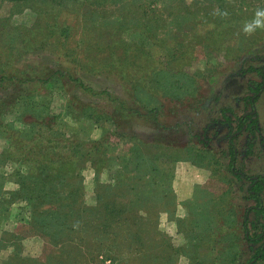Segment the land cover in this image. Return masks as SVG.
<instances>
[{"label": "rangeland", "instance_id": "rangeland-1", "mask_svg": "<svg viewBox=\"0 0 264 264\" xmlns=\"http://www.w3.org/2000/svg\"><path fill=\"white\" fill-rule=\"evenodd\" d=\"M258 11H264V0H0V25L22 30L30 46L33 35L44 40L41 48L22 46L29 51L22 52V61L63 62L98 89L121 94L119 67L169 54L172 73L164 85L170 91L159 95L180 124L178 131L163 133L134 123L129 130L138 138L115 139L112 153L80 161L70 182L72 174H51L49 167L21 182L27 168L5 154L9 138L0 132V264H264L249 263L259 243L247 240L243 219L255 201L248 196L249 182L230 171L227 156L239 118L253 111L247 123L255 120L252 127L235 139L237 166L249 176H264V92L255 108L247 98L253 95L249 82L261 81L257 68L264 67V27L245 32ZM53 26L59 33L67 28V36L51 37ZM22 34L12 33L17 45ZM8 36L0 32V63L8 55ZM186 73L199 79L187 87ZM36 84L24 89L37 87L40 96H49L50 88ZM179 85V91L188 90L176 100ZM51 96L48 106L40 103L44 113L21 105L2 119L23 130L37 119L49 122L50 114L64 111L61 95ZM101 132L96 127L92 135ZM161 133L166 142H160ZM53 186L64 199L51 203ZM61 188L79 192L76 202L68 203ZM18 194L35 199L29 203ZM116 218L109 228L108 220ZM249 226L264 234V214L251 211Z\"/></svg>", "mask_w": 264, "mask_h": 264}, {"label": "trees", "instance_id": "trees-1", "mask_svg": "<svg viewBox=\"0 0 264 264\" xmlns=\"http://www.w3.org/2000/svg\"><path fill=\"white\" fill-rule=\"evenodd\" d=\"M155 27L157 28V25ZM155 27L150 28V30L156 29ZM66 30L67 28H62L59 33V30H55L53 26L48 33L53 38L57 34L59 37H66ZM21 31L19 28L5 23L0 25V32L9 35L7 38L8 55L0 63V132L1 135L9 138V144L4 151L5 154L17 159L27 168L26 172H28V175L24 174L26 177L22 175L21 182L27 180V177L29 178L30 175H35L40 168L47 169L49 167L51 174L67 173V175H70L74 173V169L80 161H93L98 154L99 159H102L104 155H108L116 149L117 141L115 139L121 140V137H123L132 141L138 138L137 134L129 130L131 128L129 126H132L134 123L160 129L162 132L163 130L178 131L177 128L180 126L179 121L173 122L171 120V115L166 112L167 108L163 109L160 101L161 91H164V93L170 91L164 85V78H167L168 74L172 73L167 63L171 62L174 58L170 59L169 54H162L160 60H145L137 63L129 62L119 67L118 75L119 81L123 85V91L121 94H117L108 89H98L87 84L77 70L63 62L57 64V66H51L46 63L36 64L31 58L28 59L29 62L22 61L21 59L24 57L22 52H25V55L29 52L24 50L23 47L30 48L33 46L41 48L44 45V40L40 41L38 35H33L30 46V44H25L27 38ZM12 33L22 34L20 45L16 44L17 41L14 40ZM51 37L50 39L53 40ZM188 55L187 53L178 57V62H175L176 65H181V60H185ZM164 57L169 59L167 60L168 62L162 60ZM171 64H174V62ZM257 69L262 76V80L256 82L250 81L248 84V88L252 91L253 95L247 98L253 105V108H255L254 106L259 99L260 93L264 91V67L262 66ZM154 71H157V73L154 74ZM208 73L206 72V75ZM183 76L186 77L187 87L189 81L192 83L199 79V74L197 73L192 75L186 73ZM32 83H37L36 85L43 84L50 88L53 96L56 93L61 95L64 99V111L62 115L63 117H69V120L64 121L62 115L60 116L58 113L50 114L51 118L49 122L37 119L35 125L27 130L15 129L10 125L11 123L3 121L2 117L5 114L13 110L18 111V107L21 105H24L23 107L29 110L34 107H38L39 109L40 107L41 113L46 112V109L41 108L40 103L48 106L51 99L49 97H52L51 92L49 96L43 98L37 92V87L32 92L24 89L26 84ZM168 83V86L174 87V85L170 84V79ZM187 87L181 91L179 90L182 87L180 85L177 87L174 96L176 100H181L184 92L188 90ZM192 92L190 90V93ZM83 95L91 98L84 99L82 98ZM40 97L43 101L40 100ZM193 97L195 95L190 94L189 98ZM93 98H97L100 102H92ZM195 98L189 101L190 104L196 102L197 98ZM156 101L160 102V104H156ZM166 106H171V104H166ZM20 118L22 116L17 115L15 117V119ZM251 119H254L253 111L243 114L239 118L237 131L232 133L229 139L227 152L230 171L238 179H245L249 182L248 196L255 201L254 205L249 206L245 211L243 219L247 240L259 243L255 247L249 263L264 259V242L260 243L264 240V234L252 233L249 226L251 211L254 210L259 215L264 214V197L262 196V192H264V176H249L243 168L237 166L240 155L235 139L239 132H242L245 128L252 127V123L255 120H252L249 126H247L248 121ZM96 127L102 131L99 137L92 135ZM22 131L29 134L24 135ZM254 133L252 132L253 139L249 145L251 148L254 145ZM164 137L166 136L161 133L160 142H166ZM137 163L140 164V161ZM18 172L21 174L20 169ZM72 178H75L74 174L66 178L68 179L67 182H70ZM52 189L54 192L49 194L50 198L52 197L49 199L51 203L60 200L59 198L64 199L62 198L63 195H58L59 191L56 187L53 186ZM61 189L66 194L65 200L71 204L75 203L80 195L74 189L71 191L64 188ZM77 190H79V187ZM72 192L77 194V196L72 194ZM24 197L29 203H32L35 199L33 194H18V198L22 199ZM66 197H71L70 199L73 201L69 202L70 199ZM117 213H121V211ZM128 216L136 219L133 210L128 212ZM118 221L119 219L117 218L115 220H108L110 223H106V225L113 229V225Z\"/></svg>", "mask_w": 264, "mask_h": 264}, {"label": "clouds", "instance_id": "clouds-1", "mask_svg": "<svg viewBox=\"0 0 264 264\" xmlns=\"http://www.w3.org/2000/svg\"><path fill=\"white\" fill-rule=\"evenodd\" d=\"M254 27H264V11H258L256 13V19L253 23L245 27V32H251Z\"/></svg>", "mask_w": 264, "mask_h": 264}, {"label": "flooded vegetation", "instance_id": "flooded-vegetation-1", "mask_svg": "<svg viewBox=\"0 0 264 264\" xmlns=\"http://www.w3.org/2000/svg\"><path fill=\"white\" fill-rule=\"evenodd\" d=\"M264 91H262V93H263ZM262 93H260V95H259V98H260V96L262 95Z\"/></svg>", "mask_w": 264, "mask_h": 264}]
</instances>
